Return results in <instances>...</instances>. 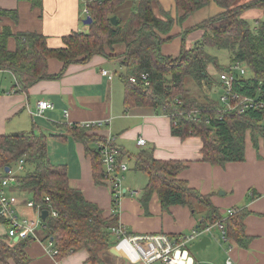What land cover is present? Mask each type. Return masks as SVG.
I'll list each match as a JSON object with an SVG mask.
<instances>
[{
  "label": "trees",
  "instance_id": "1",
  "mask_svg": "<svg viewBox=\"0 0 264 264\" xmlns=\"http://www.w3.org/2000/svg\"><path fill=\"white\" fill-rule=\"evenodd\" d=\"M124 1L88 2L92 22L87 24V31L65 35L62 47L48 46L45 35L36 31L12 32L4 26L0 30V70L9 71L15 87L23 92L40 80L61 76L64 67L56 74L48 73L49 58L54 57L65 65L86 61L95 54L111 57L105 49L115 43H124V52L116 56L121 57L122 70L118 77L124 87L126 108H152L168 115L172 134L180 138L199 137L201 161L223 165L244 160L246 130L250 132L254 146L258 136L264 141V15L255 27H251L241 14L249 8H259L264 13V0H175L181 14L173 19L165 13V20L154 15L152 0H132L135 5L126 19L122 21L116 16L117 22L112 24L110 18L115 14V8ZM210 1L223 11L182 33L183 40L190 31L200 29L203 32L200 40L188 49L181 44L175 57L163 55L160 45L171 36L161 37L160 34L168 33L175 20L182 21ZM3 15L15 18L16 12L0 8V16ZM9 38L14 41L12 49L8 47ZM208 48L226 51L229 64H221ZM210 65L216 70L232 72L231 94L238 100L246 97V102L251 104L239 111V105L227 108L212 99L205 98L199 103L191 96L187 98L180 91L187 77L198 82L206 80L212 85L219 83L218 77L214 79L209 73ZM237 65L244 67L243 74L235 68ZM142 73L148 74V85L129 80L131 77L140 79ZM191 111L195 114L189 118L186 113ZM87 129L82 125L70 127L74 138L85 146L101 138L87 133ZM46 140L45 134L33 130L0 135V178L8 176L4 167L12 170L19 159L30 166L22 174H15L14 182L29 194L35 205L48 211L41 225L43 238L52 240L56 255L85 249L89 260L99 259L101 251L115 244L110 228L117 223V216L104 214L99 205L86 200L79 189L69 185L66 167L50 162ZM90 157L93 178L99 183L104 178V169L97 154L93 152ZM126 157L132 170L147 175L139 199L142 205H147L155 192L162 208L177 204L187 205L190 209L196 205L204 206L206 211L199 221L201 227L221 220V214L207 195L177 178L186 166L183 160L156 159L146 149L128 153ZM52 210L55 215L51 214ZM242 221L243 210H235L224 219L228 238L244 246L249 237L244 233ZM0 224L8 225V222L0 217ZM21 242L12 244L0 236V264H8L10 259L25 264Z\"/></svg>",
  "mask_w": 264,
  "mask_h": 264
},
{
  "label": "crops",
  "instance_id": "2",
  "mask_svg": "<svg viewBox=\"0 0 264 264\" xmlns=\"http://www.w3.org/2000/svg\"><path fill=\"white\" fill-rule=\"evenodd\" d=\"M151 5L154 15L163 20L166 19L165 13H169L173 19L181 14L175 0H152ZM0 8L16 12L15 18L9 15L0 16V30L7 26L12 32L36 31L45 35L48 46L53 48L64 45L62 38L65 35L76 31L85 32L88 28L87 24L83 28L79 24L80 0H0ZM221 11L222 7L210 1L179 23L175 20L168 33L160 34L161 37L171 36L170 40L160 45L161 53L175 57L180 52L181 44L186 49L191 48L200 40L203 32L200 29L192 30L182 40L183 31ZM263 15L262 9L249 8L242 12L241 17L248 21L251 27H255ZM8 47H14L12 38L8 40ZM124 50V43H115L105 49L106 54L111 57L95 54L86 61L65 65L54 57L49 58L48 73L56 74L64 67L61 76L40 80L23 92L14 87L15 80L9 71H0V135L32 130L45 134L48 158L51 163L66 167L69 185L79 189L86 200L99 205L104 214L116 215L119 223L133 234L163 233L173 236L203 229V226H199V221L205 214L204 206L196 205L194 209H190L187 205L177 204L162 208L155 192L144 206L139 200L143 186L132 187L124 181L127 179L128 183L135 185L137 181H143L139 175L142 173L147 182L144 172L134 171L130 167V161L126 159L128 153L146 149L156 159L183 160L186 166L177 174V178L185 180L188 186L208 196L221 214L220 221L224 226L227 210H243L244 233L249 237L244 246L228 236L227 240L223 241L216 222L205 225H211L210 232L216 227L221 243L223 242L222 246H226L224 259H218H222L223 264L227 258L236 264H264V141L259 138L254 146L247 136L242 161L226 162L223 165L201 161L200 139L196 136L180 138L172 134L168 115L152 108L124 106V87L118 77L122 70L121 57L116 56ZM103 70H106L110 77L103 74ZM4 79H11V82L7 84ZM2 83L6 85L1 86ZM40 100L49 101L52 108L37 115V102ZM93 122H97V125L90 127L86 132L101 138L90 141L85 146L74 138L70 127ZM108 136L113 137L120 150L121 159L129 166L122 181V186L127 191L116 202H113L108 183L103 180L96 183L94 180L90 157L94 152L98 161H101L97 143L104 141ZM139 138L145 140L144 145L137 144ZM20 165L21 169L18 164L13 167L14 174H22L30 168L23 162ZM101 165L103 167L102 161ZM131 170L133 175L127 174ZM128 190H135L138 195L131 196ZM4 192L18 199L15 209L21 220L39 219L36 209L26 204L32 201L31 198H26V202L20 200V194L26 191L20 189L16 182L8 183ZM195 210H199L198 218L194 216ZM28 212H32L36 217H30ZM40 220L42 222L41 213ZM6 230L7 225L0 224V236L5 237L9 243L18 242L9 238ZM42 232L37 229L36 238L21 242L22 262L25 264H124L123 260L127 258L121 249L113 247L101 251L99 259L96 260H89L85 249L63 256L56 255L52 252V249H55L54 243L51 239H44ZM203 236L210 238L204 250L212 246V238L207 232L192 240L189 243L191 247ZM49 241L52 244H49ZM186 251L187 262L196 264L188 249ZM197 262L220 264L202 258ZM8 264L17 262L10 259Z\"/></svg>",
  "mask_w": 264,
  "mask_h": 264
},
{
  "label": "built area",
  "instance_id": "3",
  "mask_svg": "<svg viewBox=\"0 0 264 264\" xmlns=\"http://www.w3.org/2000/svg\"><path fill=\"white\" fill-rule=\"evenodd\" d=\"M84 3L83 13L87 16L89 15L87 3L97 2L101 3L104 0H82ZM85 16V17H86ZM239 70L240 74L245 72V69L241 65L235 67ZM234 69V68H233ZM1 71V70H0ZM103 74L110 77L106 70L102 71ZM234 78V74L230 71H221L219 73L218 79L221 88L223 89L219 98L223 103V106L227 108H234L239 105V111L244 110L251 103L246 102L247 98L243 97L237 99L235 94H231V81ZM132 83L141 82L142 85H148V74L142 73L140 79L131 77L129 79ZM230 99L232 101L230 102ZM52 104L46 100H40L37 102V115L46 109H51ZM195 111L187 112L186 116L192 118ZM84 127H93L97 125V122L93 123H83ZM145 140L139 138L137 140L138 145H144ZM98 151L103 163V169L105 172L104 180L108 183L113 202L121 198L125 190L122 186V181L124 178V172L128 170L127 163L120 158V150L118 146L114 143L113 137L108 136L104 141H99L97 143ZM22 160L17 161L18 168L21 169ZM6 177L0 178V217L8 222L6 234L9 238H17V241H23L27 239H33L37 237V229L42 225L40 220L41 209L38 205H35L33 201H28L26 204L36 209L37 216L39 219H29L21 220L16 213L15 204L18 203V199L15 196L7 195L4 192V187L11 181H14V173L9 168ZM131 196H137L138 193L135 190H128ZM116 209V208H115ZM114 212H116L114 210ZM234 210H227V215L232 214ZM52 215L56 213L52 210ZM221 230V238L223 241L227 240V235L225 231V226L223 222L216 221L215 223ZM211 225L199 229H194L191 233L178 234V235H166L163 233L155 234H133L128 232L126 227L119 223L113 225L110 228L111 233L115 237V245L111 246L114 249H121V252L128 258L129 261L133 263L139 262L140 264H155L159 261V264H189L188 255L186 251V246L194 240L197 236L205 234L210 231ZM49 244H52L49 241ZM53 253H56V249H52ZM224 264H236L232 259L227 258Z\"/></svg>",
  "mask_w": 264,
  "mask_h": 264
},
{
  "label": "rangeland",
  "instance_id": "4",
  "mask_svg": "<svg viewBox=\"0 0 264 264\" xmlns=\"http://www.w3.org/2000/svg\"><path fill=\"white\" fill-rule=\"evenodd\" d=\"M240 1L244 2L243 0H240ZM134 5H135V3L132 0H125L122 4H120L119 6H117L115 8V10H114L115 14L114 15L118 16L119 19H121L123 21L126 19L129 12H131L133 10ZM83 8H84V3L82 0H80V15L81 16H80V20H79L80 23L79 24L82 28L86 26V24L83 23V20L85 19V16H86L83 13ZM208 51L211 54L217 56L219 59V62L221 64H223V65L229 64V56H228V53L226 51H224V50L217 51V50H214L211 48H208ZM209 67H210L209 73L213 76L214 79H217V77L219 76V73L221 71L214 69L211 65ZM4 81H7L6 83L9 84L11 82V79H4ZM4 85H6V84L2 83L1 86H4ZM181 90H182V93H184V95L187 96V98H189L191 96L192 98L196 99L197 102H199V103H202L203 101H205V98L206 99L208 98V100L212 99L214 101L219 102L220 105L223 106V103L220 101V98H219V96L223 90L220 86V83H218L217 85H216V83L212 85V84H209L206 80H201L198 82L197 80H195L191 77H187L185 80L183 89H180V91ZM247 136L250 137V132L248 130H246L245 139ZM259 138H261V136H258V139ZM127 174L133 175V171L131 170ZM139 175L142 177L143 181H141V182L137 181V183H134L135 185H133L132 183L131 184L128 183V181L126 179V180H124L125 184H129L132 187L138 186V188H141L142 186H144L146 181L144 180V176H145L144 174L139 173ZM102 180L105 182L104 178ZM15 194H18V193H15ZM20 197L19 198L21 201L24 200L23 202H26V198H30V196L27 192H23V194H20ZM27 214H30V217H36L32 212H28ZM198 214H199V210L198 211L195 210L194 216L196 218H198V216H199ZM39 229L42 230V227L39 226L38 231H39ZM208 235L212 238L211 245L213 247L208 245L209 247L206 248V250H204V248L194 249L191 247V244H189L186 246V249H188V253L194 257V259L196 260V264H198L197 260L200 258H202L204 260H206V259L214 260V261L220 262V264H223V260L218 259V258L222 257L224 259V253H225L224 249H226V246H225V244H223L224 246H222L223 242L221 243V240L219 238L218 229L216 227L212 228L211 232L210 231L208 232ZM123 262H124V264H140L139 262L133 263V262L129 261L127 258L125 260H123ZM155 264H159V261H156ZM200 264H205V263H200Z\"/></svg>",
  "mask_w": 264,
  "mask_h": 264
},
{
  "label": "water",
  "instance_id": "5",
  "mask_svg": "<svg viewBox=\"0 0 264 264\" xmlns=\"http://www.w3.org/2000/svg\"><path fill=\"white\" fill-rule=\"evenodd\" d=\"M110 21L112 24H116L117 22V18L115 15H113L111 18H110ZM92 22V19L89 15H87L85 17V19L83 20V23L84 24H90ZM9 171V167L8 166H5L4 167V172H8ZM48 215V211L47 210H42L41 211V219L44 220ZM14 241H17V238L14 237L13 238ZM210 242V238L208 236H203L202 239H200L197 243H195L192 248L194 249H198V248H204L208 243ZM114 251V249H112Z\"/></svg>",
  "mask_w": 264,
  "mask_h": 264
}]
</instances>
